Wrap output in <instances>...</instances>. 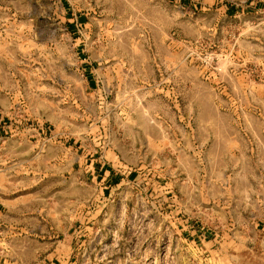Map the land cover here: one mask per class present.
Returning a JSON list of instances; mask_svg holds the SVG:
<instances>
[{"label":"rangeland","instance_id":"374dc122","mask_svg":"<svg viewBox=\"0 0 264 264\" xmlns=\"http://www.w3.org/2000/svg\"><path fill=\"white\" fill-rule=\"evenodd\" d=\"M205 92L217 114L213 141L230 131L234 142L214 145L212 156L190 137L198 119L167 121L173 100L184 117L188 99ZM20 131H69L74 146L85 136L86 150L117 175L69 231L63 184L38 180L25 206L52 226L46 264H264V6L0 0V169L18 161L3 140ZM172 131L180 154L163 147ZM7 188L0 184V212L19 205L3 201L20 192ZM66 231L70 245L57 247Z\"/></svg>","mask_w":264,"mask_h":264},{"label":"crops","instance_id":"0c3cea01","mask_svg":"<svg viewBox=\"0 0 264 264\" xmlns=\"http://www.w3.org/2000/svg\"><path fill=\"white\" fill-rule=\"evenodd\" d=\"M241 3L246 7L248 5H254V8H260L261 5L264 6V0H241ZM173 18L174 24H177L179 19ZM93 83L94 78H89L87 84L92 86ZM158 87H161V91L165 88L163 84L161 86L158 85ZM192 87L196 89L197 86L192 85ZM161 102L163 105L165 104V102ZM176 102L174 100L171 102L173 103L172 108L175 110H172V118L167 119V121L171 122L172 125L178 126L179 120L183 119V122H191L194 125L198 119L200 122L199 130L195 129L191 132L190 129L189 131L190 137L197 138L198 136L201 137L200 129L203 128L204 130L202 136H205V142L201 145L200 137H198L200 143L197 145L198 150L201 151L204 146L202 152L212 156L214 145L218 144L221 148L224 146L227 148L228 146L229 149L231 144L234 145L230 131L221 132L220 137H215L216 140L215 142L213 141L212 128L216 125L217 114L208 93L205 92V94L198 95V98L196 94L192 95L188 99L189 111L184 117L179 112L180 107ZM147 103H145L146 106ZM156 103L160 104L159 97ZM191 103H194L197 107L194 111L191 110ZM167 107L171 106L168 105ZM158 122L162 123L164 120H158ZM65 133L68 136L65 134L66 136L63 138H60L58 134H51L43 137L39 135L32 139L33 134L20 131L5 137V140H3V147L6 153H12L18 158V161L6 164L0 169L2 171L0 173V184L5 189V194L8 193L7 187L9 186L19 188L20 192L3 198L4 202H14L19 205L14 206L13 211L0 212V264H46V259L50 255V257L54 256L53 251L55 250L53 247L46 252L42 245H46V242L52 245V226L47 227V219L44 216H40L43 219V223L38 224V216L29 213L25 206L27 202L33 200L34 188L37 186L38 180L47 183L49 180L56 178L59 183L63 184L66 191L65 201L68 206H71L68 207L67 214L63 216L68 219L67 231L73 225L80 227V224L76 222L74 224L72 219L83 221L84 204L88 200L93 201L95 198H100L94 192L101 184H107L103 187L107 188L117 182L113 164L108 161H101L100 157L96 158L95 149L86 150L87 145L84 144L85 136L78 137L79 143L74 146L68 143L71 133L69 131ZM171 135L173 138L172 143L168 142L163 147L167 146L172 153L180 154V139L175 138L174 131H172ZM163 138H167L166 132ZM94 144L90 143V145ZM109 146L110 150H113L114 156L117 157L119 151L115 148V142H109ZM121 159L122 156H120L119 160ZM125 159L124 161L127 160ZM231 159L238 161L239 157L231 156ZM247 169L248 167L246 166L245 177L247 176ZM16 173H19V175L17 176ZM245 181L248 186V180L246 179ZM11 182L12 184H10ZM67 231L66 235H64L66 237H64L62 242L60 240L57 241V247L61 243L70 245L73 237L72 233L77 232L76 229L71 234L67 233ZM36 236L40 237V240Z\"/></svg>","mask_w":264,"mask_h":264}]
</instances>
